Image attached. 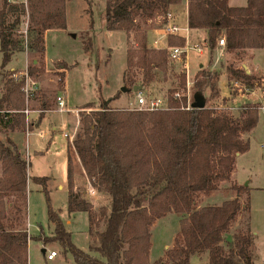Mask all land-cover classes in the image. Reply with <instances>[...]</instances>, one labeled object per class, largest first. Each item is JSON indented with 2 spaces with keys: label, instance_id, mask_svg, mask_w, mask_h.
I'll use <instances>...</instances> for the list:
<instances>
[{
  "label": "trees",
  "instance_id": "obj_1",
  "mask_svg": "<svg viewBox=\"0 0 264 264\" xmlns=\"http://www.w3.org/2000/svg\"><path fill=\"white\" fill-rule=\"evenodd\" d=\"M180 1L105 0V29L134 34L136 45L126 51L122 74L125 89L137 87L133 69L141 71L145 83L155 80L156 71L166 74L167 50L147 45L145 26L157 17L164 22L166 13ZM87 13L92 28V12ZM23 16L29 25L26 40L17 29ZM187 27L205 30L208 54L215 49L219 37H224V50L228 53L264 49V0H246L244 6L234 7L227 0H187ZM65 29V0H1V131L26 130L24 77L16 80L11 76L14 72L7 76L2 70L24 47L43 50L47 31ZM184 43L182 35L167 37L168 46ZM36 71L29 66L26 73L31 77ZM226 73L228 83L238 82L248 91L262 82V77L232 63L226 66ZM177 79L178 88L183 87V71ZM178 88L168 91L165 109L103 106L79 113L72 148L89 184L110 201L108 208L100 207L94 212L91 203L78 198L71 160L67 158L66 210L68 214L87 213L88 233L92 237L89 252L72 243L70 231L50 207L48 198L47 220L53 229L50 241L57 242L62 253H70L73 264H149V227L169 212L179 216V229L173 246L165 252L166 264H190V257L202 252H207L205 264H252L250 247L254 235L250 227L249 188L232 185L234 196L216 205H197V198L216 191L220 183L229 180L237 154L249 148V140L242 134L256 126L260 105L243 104L236 115L225 108L186 109L185 95L173 96ZM43 103L42 111L48 109ZM27 167L16 144L10 139L0 140V264H27L28 235L17 227L26 217L30 178ZM31 180L41 186L47 197L49 177L34 176ZM242 211L247 213V219H242L240 229L227 238ZM153 264L165 263L157 260Z\"/></svg>",
  "mask_w": 264,
  "mask_h": 264
},
{
  "label": "rangeland",
  "instance_id": "obj_2",
  "mask_svg": "<svg viewBox=\"0 0 264 264\" xmlns=\"http://www.w3.org/2000/svg\"><path fill=\"white\" fill-rule=\"evenodd\" d=\"M104 7L105 0H67L66 29L64 31H47L44 34L43 50L32 51L24 47L22 51L14 54L15 58L10 63L15 67L14 70L6 68L2 70L7 76H10L11 72H15L17 76L12 78L16 80L23 77L20 73L27 71L29 66H33L37 70L30 78L35 82V85H31L28 81L29 94L28 98L24 100L25 109H34L35 112L25 116V132L31 133L26 138L24 135L21 137L22 148L25 149V143L28 145L27 151H21V154L27 161V174L30 175L27 183L25 218H27L29 232L33 234L30 236L39 237L46 246L43 247L38 240L30 239L28 241L29 264H73L71 254H62L59 244L50 241L52 230L47 227V198L50 207L58 213L62 223L70 231L72 243L89 252L88 246L92 243V237L88 233L87 213L68 214L66 210L67 158H70L72 164L76 196L91 203L94 212H97L100 207H109V197L97 192L90 184L88 187L92 188V191L86 195L87 183L83 181L84 178L83 180L80 178L81 175L76 171L78 167H81V164L72 148V142L78 131L80 112H88L103 106L129 109L136 105V92L132 88H126L127 90L124 92L121 91V88L124 87L122 74L125 70L126 51L131 47L135 48L136 45L134 34L127 35L122 31L106 30ZM89 10L92 12V28L89 27L87 13ZM175 11L176 17H178L180 12L179 10ZM11 19L9 17V20ZM162 23V17H157L145 26L147 27V45L151 46L152 40L157 38V29ZM28 27L27 17L23 16L17 29L19 34L24 35V39ZM214 50L211 54L196 58V61L193 62L190 61L192 51L189 53V74L188 78L185 76V84L181 88L177 86V75L183 71V64L169 61L166 74L163 75L156 71L155 80L151 83H145L142 80L141 71L133 69L132 74L136 85L141 89L145 98L166 99L169 90L178 88L177 91L183 90L191 102L192 95L199 90L206 99V107L217 110L225 108L228 112L236 115L240 99L238 96L246 92V88L235 81L225 83L226 66L230 60L226 58L212 67ZM254 62L259 64L260 73L264 78V50L256 52ZM233 66L242 68L239 62H234ZM201 71L204 73L203 76L198 75ZM221 76L224 81L220 80ZM219 80L222 87L224 82V90L221 89ZM186 81H189L188 88H186ZM2 85L3 80L1 79L0 93ZM212 92H215V95L211 96ZM58 96L64 100L66 111L58 110L56 100ZM43 101L47 104L48 111L46 113L40 110ZM258 104L260 108L256 126L250 132L242 134V138L248 137L249 148L243 154L241 153L242 155L236 157L234 165L236 172H233L228 181L220 183L216 191L199 196L197 205L219 204L234 196L235 192L231 186L240 185L242 181L240 177L246 179L242 185L247 179H250L249 185L256 187L249 193L250 227L256 235L254 263L264 264V105ZM43 114L48 115V118L44 124L43 138H41L37 135L40 131H34L33 125L42 118ZM34 149L41 150L43 153H35ZM33 176L50 177L46 186L47 197L41 186L31 180ZM244 197V195L240 197L241 202H244ZM242 219H247V213L244 211L231 225L230 231L226 235L227 238L240 229ZM178 229L179 216L173 212L165 214L150 225V246L147 253L149 264H153L157 260L167 263L165 252L173 246V238ZM42 248L45 249V253L55 250L57 256L48 261L45 258L46 255L41 252ZM90 253L97 255L93 252ZM207 260V252H202L190 257V264H205Z\"/></svg>",
  "mask_w": 264,
  "mask_h": 264
},
{
  "label": "crops",
  "instance_id": "obj_3",
  "mask_svg": "<svg viewBox=\"0 0 264 264\" xmlns=\"http://www.w3.org/2000/svg\"><path fill=\"white\" fill-rule=\"evenodd\" d=\"M10 1H12V0H10ZM66 3H67V0H65V17L67 16V14H66V11H67V9H66ZM227 4L229 6H231V7H234V6H244L246 4V0H227ZM174 7H176V9L173 10ZM175 10H179V12H180V15L178 17H176V14H175L176 11ZM168 12H170L172 14V16H173V22L174 23H176L177 25H179L181 27H187V0H182V3H180L178 5H173ZM130 34L132 35V33H130ZM205 34H206V32L203 29L192 30V29H189L188 28V33H187L188 43L190 45H192L194 43H199L202 46V52L201 53H197L196 51H193V50H192V52L190 51L191 52L190 55L192 54V56L190 57V61H192V62L193 61H196V58L203 57L206 54H208L207 53V50L205 49V43H206V41H205V36L206 35ZM163 41H165V43H162ZM161 44H162V46H164L166 44V40H161ZM151 45H152V42H151ZM259 50H264V49H252V50H245V51H242V52H239V53H233V52L232 53H228V52H225L224 46H220V45H218V43L216 44V48L214 50L215 53L213 54V57H214L213 62L214 63L212 65V67H215L216 65L219 64V62H221L222 60L224 61L226 58H228V60H230V63H233L234 64V62H239L240 65L242 66V68L247 73L254 74L256 76L262 77V82L260 83L259 86L253 88L250 91L246 90V92H243V93L239 94L238 98H240V99H239V103H238L239 105L238 106H241V105L247 104V103H249V104L250 103H261V104L264 105V98H263V96H264V78H263V76L260 73L259 64L258 63L256 64L254 62L255 57H256V52H258ZM15 55L12 56L10 62L5 66V68L7 70H14L15 67L11 66L10 63L15 58ZM24 61H26V60H24ZM33 62H36V61L33 60ZM200 67H202V64H200ZM188 68H189V66H188ZM252 70H253V72H252ZM225 75H226V72H225ZM221 79H223V81H224V78L222 76H221L220 80ZM220 80H219V85H220ZM226 82H227V75H226V79H225V83ZM220 87H221L222 90H224V88H223L224 87V82H223V87L221 85H220ZM222 97H224V95H222ZM205 103H206V99H205ZM42 104H44V103H42ZM26 110H27V115L33 114L35 112L34 109H28L27 108ZM47 111H48V109L43 110L42 112L46 113ZM54 114H56V113H54ZM47 118H48V115L43 114L42 118L33 125L34 131H37V130L40 131V132L37 133V135L39 133H41V136L38 135L41 138H43V134H44L43 131L45 129V125L44 124H45V121H46ZM34 131H32V132H34ZM30 133L31 132H29V131H26L25 132V131H1L0 130V140L3 141V142H5L7 139H10L11 141H13L16 144L18 150L20 152L21 151L23 152V151H27L26 149H28V145H27V143H25V147H24L25 149L22 148L23 146H22V139H21V137L24 135V138H26ZM34 152L35 153H40V154L43 153L41 150H38V149H34ZM24 153H26V152H24ZM242 154H237L236 157H239ZM75 170H76V168H75ZM76 171L78 172V174L81 175L80 178L82 180L84 178L83 181H85L87 183V185H86V188L87 189L85 190V193H86V195H88V192L92 191V188L88 187L89 181H88V179H87V177H86V175H85L82 167H78ZM234 171L236 172L235 167L233 168V171L231 173V176L233 175V172ZM28 177H30V175H28ZM240 178H242V181L240 182V184H242L246 179H245V177H240ZM49 179H50V177H49ZM249 182H250V179H247V181L245 183L248 184L247 187L249 188V190L251 192L252 189H254L256 187L255 186H250L249 185ZM93 194H95V193H93ZM93 194H92V196H94ZM26 196H27V191H26ZM17 227L19 229L22 228L23 230H25L27 232V235H28L27 246H28V241L30 239L38 240L39 242H41V244H42L43 247L46 246V245H44L42 243L41 240L37 239L34 236L33 237L30 236V235H33V234L29 232L27 218H25L24 221H23V223L20 226H17ZM47 227H48L49 230H53L52 229V225L48 223V220H47ZM253 235H254V241H253V243H252V245L250 247V251H251V254H252V264H255L254 263V258H255V251H256V247H255L256 246L255 245L256 235L254 233H253ZM41 252H42L43 255H47L49 253V252L45 253V249L44 248H42ZM62 254H64V253H62ZM56 256H57V253H56ZM55 257H53L52 259H47L46 257L45 258L48 261H51ZM27 264H29L28 249H27Z\"/></svg>",
  "mask_w": 264,
  "mask_h": 264
},
{
  "label": "built area",
  "instance_id": "obj_4",
  "mask_svg": "<svg viewBox=\"0 0 264 264\" xmlns=\"http://www.w3.org/2000/svg\"><path fill=\"white\" fill-rule=\"evenodd\" d=\"M157 38H155L152 41L151 47L154 49H162L165 48L167 50V59L169 62H179L183 64V72L185 76L188 78L189 68H188V58L190 51H196L197 53L202 52V46L199 43H194L190 45L188 43L187 33H188V27H181L173 22V16L170 12L166 13L165 16V22L162 23V25L157 29ZM170 35H182L185 38V43L182 46H168L167 45V37ZM161 40H166V44L162 46ZM218 45L224 46L225 40L224 37H220L217 41ZM21 75L24 77V85L22 87V90L25 94V98H28L29 94V88H28V81H30L31 85H35V82L31 80L26 71L21 72ZM12 77H16L17 74L14 72L11 75ZM189 87V81H186V88ZM136 105L135 107L129 108V109H137V110H145V111H152V110H158V109H165L167 106L166 99L161 98H145L143 96V93L141 89L136 90ZM183 90L174 92L173 96L175 98H180L181 96H184ZM186 97V109L191 108L190 107V99L188 95H185ZM58 110L59 111H66L64 100L58 96L56 98ZM263 108V107H262ZM25 116L27 114V110H24ZM41 136V133L38 134ZM66 136V134H64ZM56 256V252L54 250H50L49 253L46 255L47 259H52Z\"/></svg>",
  "mask_w": 264,
  "mask_h": 264
},
{
  "label": "water",
  "instance_id": "obj_5",
  "mask_svg": "<svg viewBox=\"0 0 264 264\" xmlns=\"http://www.w3.org/2000/svg\"><path fill=\"white\" fill-rule=\"evenodd\" d=\"M139 87H133L132 90L136 91L139 90ZM127 89H125L124 87L121 88V91L124 92ZM205 106V98L204 96L199 93V92H195L192 95V102L190 103V107L191 108H203ZM247 183H244V186H246Z\"/></svg>",
  "mask_w": 264,
  "mask_h": 264
}]
</instances>
